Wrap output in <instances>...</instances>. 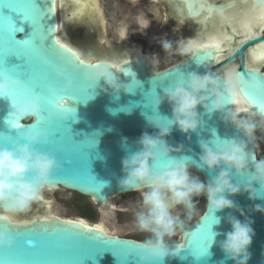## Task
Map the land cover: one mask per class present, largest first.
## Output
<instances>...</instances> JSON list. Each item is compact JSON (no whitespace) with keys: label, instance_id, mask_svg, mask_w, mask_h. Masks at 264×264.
Wrapping results in <instances>:
<instances>
[{"label":"water","instance_id":"water-1","mask_svg":"<svg viewBox=\"0 0 264 264\" xmlns=\"http://www.w3.org/2000/svg\"><path fill=\"white\" fill-rule=\"evenodd\" d=\"M179 1L186 3L189 15L192 18H199L205 15L204 12H199L196 15L191 14L200 4H203L204 8H207L209 5H213L217 9L224 6L210 4L208 0ZM18 2L24 3L25 0H18ZM53 2L55 4V12L50 17L46 16L42 23L45 24L46 30L48 28H54L55 26L57 28L56 32L53 33V36L46 43H51L52 39L59 41L60 44L71 49L80 60L88 62L85 64L107 63L116 65L111 70L113 75L121 83L131 84L134 89L132 94L121 92L117 98L111 93V90L107 94L99 92L94 83L88 82L84 78L82 82H78L74 86L75 90L73 92L64 95V98L69 99L70 103L75 104L76 108V113L73 112L71 119L67 121L68 124L64 125L68 137L64 142L67 151L60 154L54 148L42 150L41 144L43 142L37 146L39 151L53 155L60 165L52 176V190L63 188L77 193L83 197L90 198L94 204L104 209H112L110 207L115 197L137 192L134 190L125 191L120 189L118 180L123 177L122 160L127 158L130 152L138 150V141L141 136L144 133L155 135L159 132V129L150 123V121L158 120V115L152 111L153 98L150 96L151 89L157 81H164L169 87H174L179 83L174 78L175 73L178 71L184 72L185 78L192 72L200 75L211 72L218 78H223L226 72L232 69L237 73L245 72L246 79L248 78L247 72L264 79V71L256 65L257 62L253 59V49H257L259 44L264 43V35L254 34L253 38L247 39L237 47L230 45L225 51L221 52L223 56H227V60L221 67L218 66V62L214 58L203 64H197L195 61L196 57L205 55L206 52L195 50L192 55L186 57L181 62L155 72L150 58L142 50L140 51L139 48L134 50L123 46L119 52L115 50L114 52L106 51L103 45L106 39L107 29L104 9L100 0H79V3L84 6L81 12H85V14L91 10H95L91 5H97L100 13L98 17H92L89 14L84 17H72L71 13L75 10L76 0H67V4L74 5L70 7L67 13H63L62 0H53ZM3 3L4 0H0V5ZM36 3L42 10L46 6H51V0H36ZM233 3L236 4L233 1L227 3V5L231 6ZM89 7L90 10L87 11L86 9ZM216 13L220 16L218 12ZM213 16L209 19L205 15L204 22L214 20ZM13 18L17 26L23 28L22 32L15 34L16 39H27L32 32L31 24L23 21L22 18L17 17L15 14H13ZM255 29L258 30V28ZM73 30L84 31L87 34L95 33L98 37L97 49L100 52L93 54L83 53L68 38H63L64 43H62L60 41L62 32L70 33ZM237 49L239 50L237 51ZM58 51L64 53L66 56L72 55L63 49H58ZM247 51L249 53V59L247 58ZM222 55H219V57H222ZM73 59L75 58L73 57ZM236 59H238V64L235 67L232 64ZM8 63L15 65L21 64L23 61L17 59L15 56H10L8 57ZM221 69H224V72H221ZM252 69L256 71L252 73ZM51 78L56 79L55 73L51 74ZM132 78L134 79L133 81ZM60 82L64 84L62 80ZM138 82L139 87H137ZM79 83H83L84 88H92L94 93L98 92V94L92 98L91 94L81 92L79 90ZM100 86L106 87L103 80L100 81ZM157 94L159 97L163 95V87H157ZM242 100L251 112L264 123V110H261L256 105L250 104L246 97L242 98ZM228 101L229 107L235 111L236 98L233 97L232 103H230L231 97H228ZM13 111L14 109L10 100L7 98L0 99V132L16 136L18 134L17 130L10 129L7 124V117ZM157 111L161 116L159 117L161 124L166 126L168 124L167 118H172L171 106L167 101H164L161 105H157ZM198 111L203 116L205 122L199 130V135L191 134V143H189L188 138L173 126L172 134L167 138L170 146L178 147L183 144L185 153L198 159L200 152L197 143L198 139H216L213 136L214 129H216L218 136L221 138L239 136V133L234 127H226L221 122L219 114H214L210 117L204 113L203 107H200ZM32 123L33 121H21V126L31 125ZM28 131L24 130L23 134ZM72 136L76 143H73L71 140ZM256 136V146L250 147V150L259 158L257 152V133ZM84 149H88V151ZM178 154L173 153V155ZM66 161H70L71 163L68 164ZM171 166L172 162L170 160L161 159L157 165V170H164ZM191 173L193 176H198L205 182L209 181L211 176L214 175L209 174L207 171H201L195 166L191 168ZM98 189L101 190L97 191ZM230 198L234 199L244 209L245 216L253 221L252 227L255 235L249 250L251 253L249 264H264V213L250 211V209L254 208L255 204L264 205V199L251 201L245 194ZM43 200L50 202L51 205L53 204L52 201L46 198H43ZM45 205L47 206V204ZM46 213L48 217H46ZM42 214L43 216L28 217L23 220H20L18 215L13 217L15 223L10 227L12 228L11 234L15 238L16 243L7 252V259L5 249H0V264H141L140 257L135 255H130L127 261L122 262L125 249L134 247L124 242L142 248L141 251L143 254L147 255V251L142 246L143 242L126 239L118 235H111L104 230L102 233H91L79 228V226L74 227L56 222L54 226L58 229V232L55 236H49L47 234L41 235L39 233L42 228H50L53 226L46 224L51 223V219L53 218L65 222L78 223L83 221L85 224L88 223L85 218L71 220L51 216L48 210H45ZM229 214L236 216L241 221L245 220V216H240L239 212H234L229 209L216 213L215 215L221 218V222L219 225L213 224L212 231L220 235L215 237L216 242L209 246V251L206 256L198 259L193 255L189 244L190 242L195 244L199 239L201 232L198 229L210 223L212 219L216 220V216L207 209H205L197 220L186 227L178 243L170 242L173 246L177 244L181 246L179 257H170L163 260L153 258L151 264H234L233 261L225 257L219 247L220 241L225 238L224 234L231 230V226L227 223L226 219ZM3 223L7 222L3 221ZM98 225L88 226L91 229H99L100 227H97ZM19 232L25 234L23 239H17L16 233ZM77 232L83 235L80 239H73L72 234ZM29 239L33 240L35 247L27 244V240Z\"/></svg>","mask_w":264,"mask_h":264},{"label":"clouds","instance_id":"clouds-1","mask_svg":"<svg viewBox=\"0 0 264 264\" xmlns=\"http://www.w3.org/2000/svg\"><path fill=\"white\" fill-rule=\"evenodd\" d=\"M118 34L121 40L127 39L126 26L118 28ZM159 43L169 54L175 51L176 54L190 56L196 50L192 43H177L174 49L173 41L167 39L166 34ZM89 65H92L91 70L85 72L84 78L94 83L99 92L107 94L111 90L117 98L121 92H134L131 84L121 83L113 75L111 70L116 65ZM54 70L58 79L64 82L61 93H71L74 82L70 75L59 68ZM101 80L106 87L100 86ZM14 90L19 95L14 96ZM243 91V80L234 70L228 71L223 78L211 72L204 75L192 72L174 87L163 89L157 105L167 101L172 109V118L166 117L169 122L166 126L160 120L150 121L159 132L141 136L138 150L130 152L122 160L123 177L118 180L120 189L140 193L141 208L135 214V223L140 232L149 234L142 245L147 255L140 256L141 264H151L153 258L163 260L180 256L181 246H173L169 241L185 230L186 220L192 219L197 210L194 198L206 197V209L214 215L229 209L239 212L240 216H245L244 209L230 197L245 194L251 201L264 199V158H258L250 150L256 146L258 127H264V123L258 126L250 109L234 111L228 102V97L239 100ZM4 98L15 99L13 114L20 121L34 122L40 118V95L34 94L21 80L0 73V99ZM200 107L210 117L219 114L221 122L226 127H234L239 136L221 138L214 129L213 136L220 142L198 139L200 152L197 159L185 153L183 144L170 146L167 138L175 126L191 143V134L199 135L205 123L198 111ZM51 115L60 118L58 113ZM46 140L47 137L39 131L27 132L20 138L0 132V224L5 218L14 224V216L27 213L42 198L45 190H52V176L60 165L53 155L38 150L37 146ZM161 159L170 160L172 166L157 170ZM193 166L214 175L209 181H202L192 175ZM180 208L183 209V217L176 211ZM250 211L264 213V205L255 204ZM226 219L231 230L219 243L221 251L234 264H249V250L255 235L253 221L247 216L241 221L232 214ZM220 222L221 218L216 216L215 224ZM217 235L220 234L214 233L211 245L215 244ZM15 243L11 232L0 230V249L11 250Z\"/></svg>","mask_w":264,"mask_h":264},{"label":"snow or ice","instance_id":"snow-or-ice-1","mask_svg":"<svg viewBox=\"0 0 264 264\" xmlns=\"http://www.w3.org/2000/svg\"><path fill=\"white\" fill-rule=\"evenodd\" d=\"M242 10L237 9L236 4L233 3L231 6L224 5L221 8H215L213 5H209L204 8L203 4L192 12V15H196L199 12L206 13V18H211L214 12L220 14V22L217 24V30L213 33L207 34L208 43H202L204 35L201 34L200 38L197 40H190L188 43L196 45V51L206 52L205 55L196 57L197 64H203L208 60L216 59L219 61V53L223 52L224 49L221 48V44L224 42L231 43L232 36L228 34L227 29L231 28L232 34H239L241 29H245V35L248 39L253 38L254 33L251 29L253 27H258L259 30L264 33V0H240ZM63 6V5H62ZM83 5L76 0L75 10L71 13L72 17H77L81 14ZM95 11L94 16H99L98 6L91 5ZM55 12V4L51 0V6H46L44 10L37 5L36 0H25L24 3L18 2V0H4V3L0 5V73L6 74L13 79L21 80L27 87L34 93L40 95L42 98V113L38 120L34 121L31 125L21 126V121L16 118L13 112L9 113L7 117V124L10 129L17 130V138L22 137L24 130H29L28 132H42L47 140L41 144L42 150H47L54 148L58 153L63 154L67 151L65 147V140L68 138L66 134V128L64 125L68 124L67 121L71 119V114L76 113L75 104L70 103L69 99L64 98L61 93V89L64 84H61V80L58 79L54 69L59 68L66 72L72 78L74 86L78 82L84 80L85 72L91 70L92 65L85 64L83 60H80L71 49L66 48L65 45L60 44L59 41L52 39L51 43H46L49 38L53 36L56 32L57 26L54 28L45 29V24L42 21L46 16H52ZM13 14L17 17L22 18L31 24L32 32L27 39H16L15 34L17 32H22L23 28L18 27ZM58 46V48H57ZM58 49L66 50L67 53H71V56H66L64 53L58 51ZM239 49H237L238 51ZM231 51V49H229ZM15 56L17 59H21L23 63L10 65L8 63V57ZM73 57L75 59H73ZM253 59L264 61V43L259 44L257 49H253ZM127 63V61H125ZM86 66V67H85ZM256 70L252 69L251 72L254 73ZM55 73L56 79L51 78V74ZM243 80L244 91L242 97L236 100L237 105H239L240 100L244 97L252 105H256L261 110H264V79L260 77L248 74V78H245V72L237 73ZM129 76H131L129 74ZM175 80L182 82L185 79V73L178 71L174 76ZM134 79L132 78V81ZM170 82V81H169ZM137 87H139V82ZM157 87L169 88L168 84L164 81H157L152 87L150 96L153 98L152 111L158 115L157 102L159 100V95L157 94ZM75 89H73L74 91ZM79 90L81 92H87L91 94L93 98L95 93L92 88H84L83 83H79ZM72 91V92H73ZM19 95L18 92L14 90V96ZM91 98V99H92ZM15 99L11 101V105L15 104ZM229 102V101H228ZM230 103H232V98ZM236 110L240 109L239 107ZM58 113L60 118H54L51 114ZM169 123V122H168ZM73 143H76L71 137ZM218 144L220 141L215 139ZM88 151V149H84ZM70 164V161H66ZM98 189L97 191H100ZM41 203L47 204L48 207L51 206L50 202H46L43 198L40 199ZM48 217V214H45ZM0 224V230L8 231L12 233L13 226L8 219H4V222ZM56 222L63 225L79 226L83 230L91 233H102L103 229H91L83 221L78 223H73L70 221H60L58 219H51V223H46L48 225H53L52 227H45L40 230L39 234H47L49 236H55L58 229L54 226ZM216 223L215 219H212L210 223L202 226L198 231L201 235L195 244L190 242L189 248L192 250L193 255L198 259L204 257L208 254L209 246L212 243L213 231L212 225ZM32 227V226H31ZM30 228V227H28ZM83 234L73 233V239H80ZM25 234L23 232L16 233L17 239H23ZM122 241V240H121ZM124 242V241H123ZM133 248L125 249L123 261H127L130 255H135L140 257L144 255L141 251L142 248L137 247L134 244ZM29 246L35 247L33 240H27ZM10 251L5 249L6 259L7 252Z\"/></svg>","mask_w":264,"mask_h":264},{"label":"rangeland","instance_id":"rangeland-1","mask_svg":"<svg viewBox=\"0 0 264 264\" xmlns=\"http://www.w3.org/2000/svg\"><path fill=\"white\" fill-rule=\"evenodd\" d=\"M101 4L104 9L105 14V21H106V39L104 42L103 47L106 51L119 52L120 48L123 46H127L130 49L134 47H138L143 51V53L148 54L152 60L154 65V71L158 72L165 68H168L172 65H175L181 62L184 58L188 55H179L173 51L171 54L165 53L160 46V39L163 38L165 35L158 33L156 36L152 33L149 29L150 25L145 29L141 27L138 30L137 27L131 30L127 28V39H120L118 34V28L122 26L128 27V24L124 22V18L134 10V5L131 3H127L123 0H100ZM138 8H142L143 5H135ZM140 6V7H139ZM146 8L149 10L152 9V6L145 5ZM136 9V8H135ZM87 11L90 10V7L86 9ZM131 10V11H130ZM148 11L144 12V18L149 19V15L147 14ZM86 14L85 12H81L79 15L80 17H84ZM183 35H185L183 33ZM181 36V33H175L167 35V39L173 41V44L176 40ZM62 38L70 39L83 53H97L100 52L98 48V37L95 33H84V31L73 30L70 33L62 32ZM224 58H221L219 62L223 61ZM259 67L264 71V62L259 63ZM228 72V71H227ZM244 115H248L249 113H243ZM252 118L256 120L258 126L261 125L263 122L257 118L252 112L250 113ZM258 141H257V150L259 158H264V127H258ZM43 196L52 201L53 204L48 207L41 201L35 202L31 209L27 213L18 214L20 220L24 218H31L35 216H43V212L45 210L49 211V215L57 216L63 219H77V218H85L79 208L80 202L79 199L82 200V204L87 202L90 203L95 211V219L88 220L89 224H101L105 223L112 231L118 232L121 235L125 236H139L142 238L147 239L149 234L143 233L138 230L135 223V214L141 208V197L140 193L136 192L132 196L127 195H119L112 200L111 207H115L117 205L120 207L124 212L118 213L115 210H111L109 208H102L96 204H94L90 198L83 197L77 193L65 190L63 188H58L57 190L43 192ZM197 210L193 214L191 220H186L185 229L186 227L192 223L193 221L197 220L201 214L206 209V197H196L194 199ZM182 217H183V209H177ZM183 232H178L176 237L169 242H179L181 240V235Z\"/></svg>","mask_w":264,"mask_h":264},{"label":"flooded vegetation","instance_id":"flooded-vegetation-1","mask_svg":"<svg viewBox=\"0 0 264 264\" xmlns=\"http://www.w3.org/2000/svg\"><path fill=\"white\" fill-rule=\"evenodd\" d=\"M123 1L127 3H131L136 8V9L134 8V10L132 11L130 10L131 13L124 18L125 24L126 23L128 24V27L126 28L130 30L129 32H131V30L134 29L135 27H137L138 30H140L141 27L148 29L147 28L148 26L145 27V22H146L147 25H150L149 29L152 33L155 34V36L158 33H161L162 35H165V34L172 35L175 33H181V36L174 43V49L177 43L186 44L190 40H197L200 38L201 34L204 35V39L201 42L208 43L209 41L207 40V37L205 36L211 32L210 30L212 31L217 30V24L218 22H220V16L216 12L213 13L214 15L213 17L215 20L214 22H212L213 20L212 21L208 20L206 23L204 22V19H205L204 17L205 15H207L206 13L204 16H201L199 18L190 17L189 11L186 7V3L183 1H179V0H136L135 3L133 2V0H123ZM233 1L236 2L237 9L242 10L240 0H208L210 4H216V5H225ZM135 5H143V6L142 8H138ZM145 5L152 6V9L149 10L148 8L145 7ZM145 11H148L147 14L149 15V19L144 18ZM214 23L215 24L217 23L216 27L213 26ZM255 28H258V27H253L251 29L252 33H254L255 35H262V36L264 35V33H262L259 30V28L258 30ZM227 31H228V34L232 36V41L231 43L224 42L221 44V48H223L224 51L230 45L237 47L248 39L247 36L244 35L246 31L245 29H241L239 34H235L236 35L235 37L232 34L231 28H228ZM183 33L185 35H183ZM136 48L138 47H134L132 49L136 50ZM221 58H224V60L221 62L218 61L219 67H221L225 63V61L227 60V56L222 55L220 59ZM247 58L249 59L248 51H247ZM256 62H261V60H256ZM237 64H238V59H236L232 65L236 67ZM256 65L259 66V63H256ZM221 72H224V69H221ZM135 193L136 192H132L129 194H124V195L132 196ZM110 208H112L119 214L124 212L117 205H115V207L113 205V207H110ZM100 225L103 227L105 232L107 231L106 233L111 234V235H118L120 237H123L126 239H133L139 242H144L146 240L145 238H142L136 235L135 236L121 235L118 232L112 231V229H110L105 223H101Z\"/></svg>","mask_w":264,"mask_h":264},{"label":"bare ground","instance_id":"bare-ground-1","mask_svg":"<svg viewBox=\"0 0 264 264\" xmlns=\"http://www.w3.org/2000/svg\"><path fill=\"white\" fill-rule=\"evenodd\" d=\"M63 1V13H67L68 11H69V9H70V7L71 6H74L73 4H67V0H62ZM241 8V7H240ZM95 10H91V11H89V13H87V14H89V15H92V17H97V16H94L93 15V12H94ZM86 14V15H87ZM85 15V16H86ZM215 20H213L212 22H214ZM211 22V23H212ZM217 24V23H216ZM216 24L214 23L213 24V26L214 27H216ZM212 26V27H213ZM216 29V28H215ZM211 32L210 33H213V32H215L216 30H214V31H212V30H210ZM205 37H207V35L205 36ZM60 41L62 42V43H64V41H63V38H62V36H61V38H60ZM223 49V48H222ZM140 51H141V49H140ZM148 55V54H147ZM220 56L222 55V53L221 54H219ZM148 57L150 58V60H151V62L153 63V60H152V58L148 55ZM261 62H263V61H261ZM261 62H257V63H261ZM231 71H233V69L231 70ZM227 73V72H226ZM237 100V99H236ZM237 107H239L240 109H249L248 108V106L244 103V101L241 99L240 100V103H239V105H237V103H236V108ZM243 114V113H242ZM257 152H258V150H257ZM42 198H45L44 196H42ZM62 219V218H61ZM71 220H75V219H71ZM86 224H88V225H91V224H89V223H86ZM97 227H100V228H102L103 229V227L99 224ZM104 230V229H103ZM105 231V230H104ZM107 232V231H106Z\"/></svg>","mask_w":264,"mask_h":264},{"label":"trees","instance_id":"trees-1","mask_svg":"<svg viewBox=\"0 0 264 264\" xmlns=\"http://www.w3.org/2000/svg\"><path fill=\"white\" fill-rule=\"evenodd\" d=\"M26 122H30V121H26ZM78 201L80 202V204H79V206H80L79 210H80L81 214L85 218H87L88 220L95 219V211H94L92 205L90 203H87V202H85V203L82 204L81 203L82 202L81 199H79Z\"/></svg>","mask_w":264,"mask_h":264}]
</instances>
